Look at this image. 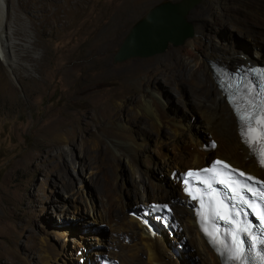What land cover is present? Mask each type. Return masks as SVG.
<instances>
[{
	"label": "rangeland",
	"instance_id": "rangeland-1",
	"mask_svg": "<svg viewBox=\"0 0 264 264\" xmlns=\"http://www.w3.org/2000/svg\"><path fill=\"white\" fill-rule=\"evenodd\" d=\"M34 1L7 0L10 7L7 27L14 33L12 42L17 44L12 48L16 50L14 54L23 55L28 50L35 60L19 61L12 66L0 52V264L5 256L15 261L25 256V249L31 245V237L35 235L47 236L60 249L66 243L74 250L71 240L80 241L84 235L86 240L83 243L87 245V241L93 243L97 241L96 237L101 239L102 234L106 236L110 231L105 222L87 223L90 216L86 213H75L76 219L63 224L67 228L74 225L75 230L68 232L69 236L54 228L63 219L58 215L60 210L57 206H69V203L63 202V194L55 191L51 181L55 176L37 172L33 159L45 145L55 146L58 151L59 148H69L66 141L57 140L56 134L62 130L71 133L81 129L85 145H89L98 131L101 136L98 144L106 147L111 142L108 128L114 127L121 116L135 113L136 101L141 91L148 87H155L161 94L170 113L192 123L201 121L199 111L190 104L193 93L189 83L184 80L174 82L178 73L188 71L177 57L181 45L168 44L161 53L146 58L112 61L113 54L136 20L156 5L176 0H82L79 11L67 19H55L54 15L64 0ZM218 1L201 0L188 12L186 19L195 33H211L215 40L251 43L241 32L224 28L218 19L211 18V11ZM60 15L64 16V13ZM247 22L253 31L259 28L252 21ZM261 59L258 58V62ZM235 64L232 63L230 68ZM24 66L29 70H24ZM177 93L187 106L181 103ZM104 110L110 111V117L103 116ZM199 133L202 144L210 138L205 135L204 128ZM168 134L169 131L165 130L162 138ZM77 146L76 142L75 153L80 152ZM58 151L52 150L56 155L54 159L63 165ZM166 151L174 154L171 147ZM106 154L109 156L110 152L106 150ZM90 155L91 160L93 154ZM151 156L155 162H161L155 151L152 150ZM211 156L215 157L210 154L207 159ZM89 159L85 163L87 172L90 171ZM103 168L111 172L109 165ZM159 170L153 169L152 178L165 177L166 182H170L168 173ZM120 173L125 186L131 187L127 167ZM67 174L77 186V173L69 167ZM89 177V173L79 177L83 180V196L98 202L104 192L102 183L100 178ZM135 213L140 215L138 209ZM89 224L97 226L101 233L90 232ZM154 224L163 228L156 221ZM173 234L166 231L173 243L187 249L190 247L187 242L184 245L179 243L177 235ZM78 256L74 261L85 264V256H80L83 257L80 262ZM189 257L192 264H202L199 257Z\"/></svg>",
	"mask_w": 264,
	"mask_h": 264
},
{
	"label": "bare ground",
	"instance_id": "bare-ground-1",
	"mask_svg": "<svg viewBox=\"0 0 264 264\" xmlns=\"http://www.w3.org/2000/svg\"><path fill=\"white\" fill-rule=\"evenodd\" d=\"M177 1L179 0L175 2ZM81 2L82 0H64L54 11L56 16L54 18H69L80 8ZM9 8L7 0H0V52L8 65L13 66L16 62L24 60L34 61L35 58L28 50L19 56L14 54L16 50H12L17 44L12 42L14 33L7 27ZM61 12L64 16L60 15ZM211 16L212 19H218L224 28L241 32L251 43L247 42L245 45L234 41L215 40L211 33H195L194 30L191 37L184 39L177 51V57L188 67L186 68L188 71L178 73L174 77V82L184 80L189 83L193 93L191 100L193 103L190 104L199 111L201 121L192 123L185 121L184 117L170 113L161 94L155 87H148L147 90L141 91L135 104V113L131 116L129 114L121 116L114 127L108 128L111 142L107 141L106 147L98 144L101 138L98 131L91 138V143L85 145L81 129L73 130L71 133L62 130L56 134L57 140L66 141L69 144L68 149L59 148L58 151L55 146L45 145L34 156L35 170L43 172L45 176L54 175L55 178L51 181L55 191L63 194V202L69 203V206L64 204L57 206L60 210L58 215L64 220L59 221L60 224L54 228L66 232V236H69L68 232L74 229V225L71 224V229L63 224L71 223L69 220L73 218L76 219L75 213L83 215L86 213L90 216L87 223L98 221L110 226L106 236L102 234L101 239L96 237L97 241L93 243L87 241V245L83 243L86 240L84 235L80 237L82 241L70 239L74 243V250H71L69 244L63 243L60 249L51 243L47 236L35 235L31 237V245L25 249L27 250L25 256L18 261L5 256L1 264H78L74 261L78 256L75 250L83 247L85 251L82 255L90 262L94 255L105 254L116 259L117 264H192L189 259L191 255L199 257L202 264H220L217 255L209 248L201 234L191 209L192 204L187 203L185 197L180 194L178 185L169 177L167 179L170 182L167 183L165 177L154 180L151 175L155 168L163 173H169L174 168L181 171L188 165L197 167L203 163V157L210 154L225 157L230 163L261 175L246 148L238 140L232 109L221 95L215 71L221 64L232 69L234 67L230 68L232 63H256L258 58L262 57L264 0H219L214 5ZM246 20L252 21L259 28L253 31ZM27 69L24 66V70L28 71ZM177 95L181 103L187 106L178 93ZM102 114L105 117L111 115L109 110H104ZM203 128L206 131L205 135H209L216 142L212 150H203L202 136L199 133ZM163 129L169 131L165 138H162ZM76 142L80 147L79 153L73 151ZM168 147L172 148L173 155L166 151ZM52 150L58 151V156L63 159V165L54 159L56 155ZM106 150L110 152L109 156ZM152 150L161 158L160 163L159 160L156 162L153 160ZM90 153L93 154L91 160ZM88 159L89 172L85 168ZM175 159L177 161L174 164ZM105 165L111 167V172L103 168ZM69 167L77 173V186L67 174ZM126 167L131 176V187L128 188L120 173ZM85 173H89V179L100 178L104 192L99 196L98 202L83 196V180L79 177H83ZM157 200L170 202L172 218L176 224L174 228L170 230L158 228L152 219L143 220L139 218L141 215H135L138 206H145L147 202ZM88 230L101 233V229L91 224L88 225ZM166 231L170 235L174 233L179 243L184 245L187 242L190 247L187 249L173 243L166 235Z\"/></svg>",
	"mask_w": 264,
	"mask_h": 264
},
{
	"label": "snow or ice",
	"instance_id": "snow-or-ice-1",
	"mask_svg": "<svg viewBox=\"0 0 264 264\" xmlns=\"http://www.w3.org/2000/svg\"><path fill=\"white\" fill-rule=\"evenodd\" d=\"M251 89L249 90V95H251ZM248 110L241 113L240 119L246 121V129L242 132V136L245 138V142L249 145L258 146V151L260 153L259 163L264 166V101L256 102L253 99H249ZM218 169L220 172H218ZM204 172L209 174L210 178L201 180V183L206 184L208 191L202 192L200 196L201 204V216L206 221L208 219L205 215L204 209L206 207L203 197L207 195L209 197V207L212 214L218 220H223L226 224H231L233 227L230 230V235L232 239V248L229 249L230 256L228 257L231 261H239L243 264L244 255V245L245 240L240 238L238 233H245L251 237V248H255L257 243L264 245V239L257 236L253 232V225L251 221L247 219L248 212L245 211V207L251 209L252 214L259 220V228L261 230V236H264V182L255 180L252 176H245L244 172H238L237 170L231 168L228 164H225L221 160L215 161L211 168L204 169ZM223 174L225 178L216 179L217 175ZM243 177V179H238ZM188 177H195L200 179L201 173L189 171L187 173ZM213 181L221 184L226 191L221 192L218 189L213 188ZM251 182V183H249ZM188 184V180L184 181ZM185 191L189 192L191 195V187L185 188ZM199 192L200 190L197 189ZM231 192V195H228ZM249 192L252 194V199H249L245 193ZM193 199H197L194 195ZM227 201H231V205ZM223 209V211H221ZM243 213L244 219L240 220L239 217ZM236 219H233V217ZM205 232L208 229L205 227ZM216 229L212 235L213 240L220 243L216 233ZM257 256L261 261H264V255L257 252Z\"/></svg>",
	"mask_w": 264,
	"mask_h": 264
},
{
	"label": "water",
	"instance_id": "water-1",
	"mask_svg": "<svg viewBox=\"0 0 264 264\" xmlns=\"http://www.w3.org/2000/svg\"><path fill=\"white\" fill-rule=\"evenodd\" d=\"M200 1H164L150 9L129 28L112 61L146 58L161 53L168 44L181 45L185 38L194 33L186 17Z\"/></svg>",
	"mask_w": 264,
	"mask_h": 264
},
{
	"label": "clouds",
	"instance_id": "clouds-1",
	"mask_svg": "<svg viewBox=\"0 0 264 264\" xmlns=\"http://www.w3.org/2000/svg\"><path fill=\"white\" fill-rule=\"evenodd\" d=\"M263 57V56H262Z\"/></svg>",
	"mask_w": 264,
	"mask_h": 264
},
{
	"label": "trees",
	"instance_id": "trees-1",
	"mask_svg": "<svg viewBox=\"0 0 264 264\" xmlns=\"http://www.w3.org/2000/svg\"><path fill=\"white\" fill-rule=\"evenodd\" d=\"M146 211V210H145Z\"/></svg>",
	"mask_w": 264,
	"mask_h": 264
}]
</instances>
